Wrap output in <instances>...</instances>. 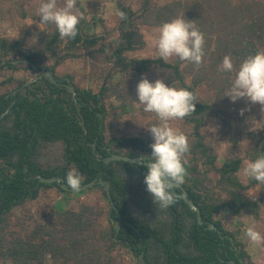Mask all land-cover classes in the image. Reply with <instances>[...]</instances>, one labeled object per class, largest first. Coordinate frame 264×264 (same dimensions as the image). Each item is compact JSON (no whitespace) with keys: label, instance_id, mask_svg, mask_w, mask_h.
I'll return each instance as SVG.
<instances>
[{"label":"trees","instance_id":"obj_1","mask_svg":"<svg viewBox=\"0 0 264 264\" xmlns=\"http://www.w3.org/2000/svg\"><path fill=\"white\" fill-rule=\"evenodd\" d=\"M148 3L145 0L143 8L156 19L146 22L145 13L139 17L137 12L118 2V13L124 18L119 15V20L114 22L115 39L111 38L110 32L88 33V21L84 16L74 39L61 38L56 26L39 32L40 48L28 49L19 39L0 37V70L17 71L18 64L28 61L26 68L33 74L50 70L59 79L55 68L67 58L75 57L77 51L85 50L101 56L105 64H112L109 78L118 72L125 75L124 87L129 86L133 72L142 76L152 65L172 72L170 80L179 83L175 88H184L196 96V111L183 119L193 124L195 140L189 145L187 154L197 160L198 156L208 155L210 151L201 132L209 118H219L225 134L237 121L236 109H226L233 105H230L232 100L224 95L231 88L236 70L244 59L264 51V2L242 0L236 4L231 0H216L207 12L194 11L191 22L205 37V55L200 66L178 57L174 63H166L161 58L130 56L144 44L137 21L161 26L173 20L175 9L180 8L179 3L160 9ZM165 13L169 15L163 18ZM211 16L216 19L208 21ZM97 18L96 15V22L102 21ZM225 56L231 57L232 72L220 71ZM50 60H54V66L43 68ZM66 78L73 85V78ZM13 82L11 76L1 81L0 87ZM23 84L0 94V116L9 112L0 122V264H44L47 259L54 264H114L121 249H125L136 264H141L138 262L141 254L147 264H230L229 261L254 264L243 244L217 217L226 210L231 216H238L245 210L257 213V203L244 199L239 191L260 183L248 180L244 185L237 173L244 161L255 160L264 154V115L260 116L258 129L248 135L245 160L233 152L220 167L210 162L219 175L218 185L229 192V198L206 189L194 175H190V185L182 184L200 208L204 223L201 226L196 213L189 209L177 188L171 189L175 203L169 207L161 208L154 203L144 183L146 166L120 161L107 165L93 152L92 144L96 143V151L102 157L112 153L142 156L149 161L152 154L150 141L105 136L106 101L114 96L120 98L128 90H119V85L105 80L99 92L75 87L74 96L67 87H58L48 78L25 88H22ZM206 84L214 88V99H200L198 88ZM16 90L19 92L13 96ZM12 102L15 103L11 106ZM246 102L250 103L248 99ZM49 148L59 152L53 158L56 160L47 161L44 152ZM72 169L82 176L81 186L96 179L111 183L117 210H111L109 202L108 228L102 229L100 213L86 205L79 211H55L51 217L43 214L25 235L10 232L9 214L14 208L37 200L45 189L56 188L62 194H70L57 184L41 183L37 177L57 176L66 182L67 172ZM193 173L197 171L194 169ZM99 189L106 197L104 187ZM112 219L122 222L119 233ZM211 224L217 230L207 229Z\"/></svg>","mask_w":264,"mask_h":264},{"label":"rangeland","instance_id":"obj_2","mask_svg":"<svg viewBox=\"0 0 264 264\" xmlns=\"http://www.w3.org/2000/svg\"><path fill=\"white\" fill-rule=\"evenodd\" d=\"M145 0H77L76 8L79 13L86 17L88 33L106 34L110 32L112 39L117 36L115 32V24L119 20L118 2H122L128 8L137 12V16L141 17L145 13L146 22L154 21V14L147 13L144 6ZM148 5L158 9L163 5L180 4V8L175 9V18H185L193 21L192 14L194 11L207 12L209 7L216 0H148ZM236 4L242 0H231ZM264 2V0H256ZM44 0H0V37L9 39H19L23 42L25 48H40L41 40L39 32L55 27L52 23H41L38 15V8ZM65 0H57V6L63 7ZM174 8V7H173ZM172 8V9H173ZM144 10V11H143ZM97 15L102 21L96 22L94 17ZM144 15V14H143ZM166 14L163 18H166ZM207 17V16H206ZM97 18V19H98ZM216 16H211L207 20H215ZM140 34L143 36L144 44L137 51L130 54L131 57L141 59H159L154 40L158 35L157 29L160 26L154 24L149 25L141 20L136 23ZM216 30V28H215ZM115 39V38H114ZM177 57H171L164 60L166 63H174ZM186 65V64H185ZM185 65L183 67H185ZM54 66V60H50L43 65L44 67ZM112 64H105L104 60L98 54L79 50L76 56L67 58L59 66L55 68V74L61 80L66 77L73 78V85L81 90H90L93 93L99 92L102 83L106 80L114 85H119L118 89L128 90V93L121 94L120 98L114 96L106 101V109L108 118L105 121V136L107 138L117 137H136L154 143L153 137L147 128L160 123L155 113H146L143 111L144 106L139 103L136 88L142 77H146L149 82H155L157 79L163 80L166 86L176 87L178 81L170 80L172 72L159 69L156 66H150L147 72L142 76L133 72L128 87H124L127 80L125 75L119 72L113 74L111 78L108 73L111 72ZM39 73H32L26 68V64H18V70L9 69L0 70V82L11 76L14 82L7 86L0 87V94L14 90L22 83L28 82L30 79L37 77ZM130 80V79H129ZM186 81L189 83L190 77L187 76ZM198 94L201 100L214 99V88L208 84L198 88ZM247 98H240L227 110L236 109L237 121L231 124V130L226 134L221 128V121L217 117H211L207 120L206 126L201 130L203 141L210 151L208 155L198 156L193 159L192 154H185L183 157L184 167H186L188 175L185 176L184 183L190 185V175L200 178L206 189L212 190L223 198H229V192L223 191L218 185L219 175L214 170L220 167L222 163L237 153L240 157H245V148L248 143L249 133L255 131L259 127L260 116L264 115V106L258 103L249 104ZM243 113V114H241ZM173 128L179 129L188 139L191 145L195 140L193 124H189L184 119L170 121ZM59 152L56 149L49 148L44 152L47 161L56 160ZM52 158V159H51ZM213 158V159H210ZM245 160V158H244ZM214 162V166L212 163ZM45 165H48L46 163ZM245 165L243 162L242 168ZM194 169L197 173H193ZM238 176V175H237ZM240 181L248 184L242 176H238ZM244 199L256 202L258 205L257 213L245 210L238 216H231L226 210L217 217L223 225L231 231L237 240L243 244L245 250L251 253V259H264V244L253 245L245 236V230L253 227L262 236H264V184H257L249 189L239 191ZM215 195V194H214ZM94 208L100 213V224L102 229L108 228L107 215H109V201L104 196L101 189L96 188L93 191L83 192L81 194H62L56 188L45 189L40 197L32 202H28L22 206H18L9 214V230L10 232H20L21 235L27 234L36 224V222L46 214L47 217L54 215L55 211H79L84 206ZM44 264H54L51 259H47ZM114 264H136V260L129 258L125 249H121L120 256L115 259Z\"/></svg>","mask_w":264,"mask_h":264},{"label":"clouds","instance_id":"obj_3","mask_svg":"<svg viewBox=\"0 0 264 264\" xmlns=\"http://www.w3.org/2000/svg\"><path fill=\"white\" fill-rule=\"evenodd\" d=\"M77 0H65L63 7L57 6V0H44L38 8L41 23H52L56 26L61 38L74 39L82 15L76 8ZM161 6H164L163 3ZM123 19L122 13H117ZM154 40L157 54L162 60L178 57L200 66L205 55V37L195 24L185 18H175L163 23L157 29ZM234 65L230 56L223 58L220 71L232 72ZM138 101L146 113H155L160 123L147 128L154 140L150 145L152 154L146 163L147 175L144 178L146 190L153 197L154 203L167 208L175 203L171 189L182 185L187 175L183 157L190 151L187 136L179 129L173 128L170 121L181 120L191 115L195 109L196 96L184 89L166 86L161 79L154 83L142 77L136 88ZM224 96L233 102L247 98L253 104L264 106V51L249 55L236 70L231 88ZM243 114V113H241ZM245 180H255L264 184V154L255 160L245 161L244 167L237 173ZM82 176L75 169L66 175V185L78 192ZM245 236L253 245L264 244L262 236L253 227L245 230Z\"/></svg>","mask_w":264,"mask_h":264},{"label":"water","instance_id":"obj_4","mask_svg":"<svg viewBox=\"0 0 264 264\" xmlns=\"http://www.w3.org/2000/svg\"><path fill=\"white\" fill-rule=\"evenodd\" d=\"M25 63L27 64L28 61H25ZM34 68L36 69L37 67L34 66ZM45 78H48L50 80V82L53 83V84L57 83V79L54 77V73L52 71H50V70H46V71H42L39 76L34 77V78L30 79L28 82L24 83L22 88L29 87L33 83H36V82H38L40 80H43ZM66 83L68 84L67 85L68 91L71 92L75 96L76 95V90H75V87L71 84V81L69 79H66ZM18 92L19 91L16 90V91H14L12 93V95L16 96ZM8 113L9 112L7 111V112L3 113L0 116V122ZM92 147H93V152L95 153L96 157L99 160H103L105 162V164H107V165L110 164L111 162L120 161V162L130 163V164H133V165H136V166L139 167V166H146V163L148 162V160H146L144 158L146 163L142 164L141 163V158H142L141 156H139V157H129L127 155H119V154L110 153L109 156L102 157L99 153L96 152L95 144H93ZM37 178L43 184H48V185L57 184L61 190L65 191L67 193H71V194H81V193L87 191L88 189H93V188H96V187L97 188L98 187H104L106 197H107L108 201L111 204V208H112L111 210H117V207H116V205L114 203V200L112 198V193H111L112 185H111V183L109 181L93 180L90 183L82 185L80 187V190L78 192H76V191H73V190L69 189L67 187V185H66V182L61 177L55 176V177L46 178V177H43V176L40 175ZM173 188H177V189H179L181 191L184 202L188 205V207H189V209L191 211L196 213L197 222H198L199 225L202 226L204 223H203V220H202L200 208L192 201V199L190 198V196H189L188 192L186 191V189L182 185L174 186ZM119 217H121V216L119 215ZM112 221H114V220L112 219ZM116 224H117L116 231H117V233H119L122 224H121L120 221H117ZM207 229H209V230H217V228L214 225H212V224L210 226H208ZM139 259H140L142 264H146V262L144 260V257H143V254L140 255ZM241 262H242V260H241ZM229 263L230 264H235L234 261H230Z\"/></svg>","mask_w":264,"mask_h":264},{"label":"flooded vegetation","instance_id":"obj_5","mask_svg":"<svg viewBox=\"0 0 264 264\" xmlns=\"http://www.w3.org/2000/svg\"><path fill=\"white\" fill-rule=\"evenodd\" d=\"M43 70H40V71H38V75L37 76H39L40 74H41V72H42ZM66 79L67 78H65L64 80H61V79H57V83H56V85L58 86V87H67V83H66ZM24 85V84H23ZM74 86V85H73ZM14 103L15 102H12V104L11 105H14ZM93 145V144H92ZM95 146H96V143H95ZM97 152V151H96ZM98 153V152H97ZM142 157V156H141ZM145 158V157H144ZM146 159V158H145ZM147 160V159H146ZM140 167V166H139ZM138 169H140V168H138ZM97 180V179H96ZM98 181H100V180H98ZM97 188V187H96ZM98 188H100V187H98ZM114 221L113 222H117V220H115V219H113ZM118 221H120V220H118ZM121 222V221H120ZM121 224H122V222H121ZM117 225V224H116ZM122 226V225H121ZM117 229V228H116ZM140 257V256H139ZM138 262H140L141 263V261H140V259L138 258ZM230 262V261H229ZM136 263H137V261H136ZM242 263V262H241ZM142 264V263H141ZM147 264V263H146Z\"/></svg>","mask_w":264,"mask_h":264},{"label":"crops","instance_id":"obj_6","mask_svg":"<svg viewBox=\"0 0 264 264\" xmlns=\"http://www.w3.org/2000/svg\"><path fill=\"white\" fill-rule=\"evenodd\" d=\"M247 251V250H246ZM248 253V252H247ZM249 255H251V253H248ZM251 261L254 264H264V259H258V261L256 259H251Z\"/></svg>","mask_w":264,"mask_h":264}]
</instances>
